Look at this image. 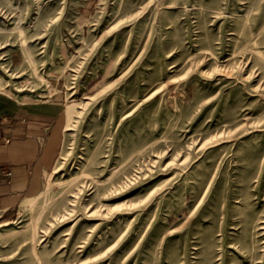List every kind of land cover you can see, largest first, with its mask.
<instances>
[{"label": "rangeland", "instance_id": "1", "mask_svg": "<svg viewBox=\"0 0 264 264\" xmlns=\"http://www.w3.org/2000/svg\"><path fill=\"white\" fill-rule=\"evenodd\" d=\"M0 96L63 104L0 264H264V0H0Z\"/></svg>", "mask_w": 264, "mask_h": 264}, {"label": "crops", "instance_id": "2", "mask_svg": "<svg viewBox=\"0 0 264 264\" xmlns=\"http://www.w3.org/2000/svg\"><path fill=\"white\" fill-rule=\"evenodd\" d=\"M62 106L59 99L25 104L0 96L2 216L13 217L23 200L42 192L58 156L55 128Z\"/></svg>", "mask_w": 264, "mask_h": 264}, {"label": "bare ground", "instance_id": "3", "mask_svg": "<svg viewBox=\"0 0 264 264\" xmlns=\"http://www.w3.org/2000/svg\"><path fill=\"white\" fill-rule=\"evenodd\" d=\"M65 113H67L68 118L71 119L76 115L77 111L72 106H69L65 110ZM24 204H27V202H24Z\"/></svg>", "mask_w": 264, "mask_h": 264}, {"label": "built area", "instance_id": "4", "mask_svg": "<svg viewBox=\"0 0 264 264\" xmlns=\"http://www.w3.org/2000/svg\"><path fill=\"white\" fill-rule=\"evenodd\" d=\"M8 142V141H7ZM11 173L9 172L7 175L9 176ZM2 177L0 176V181H1ZM2 217V213H1V203H0V218Z\"/></svg>", "mask_w": 264, "mask_h": 264}]
</instances>
